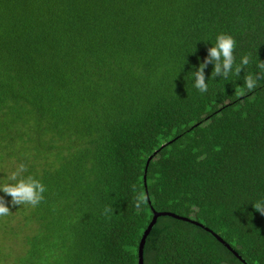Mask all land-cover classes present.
<instances>
[{
  "label": "trees",
  "instance_id": "trees-1",
  "mask_svg": "<svg viewBox=\"0 0 264 264\" xmlns=\"http://www.w3.org/2000/svg\"><path fill=\"white\" fill-rule=\"evenodd\" d=\"M222 33L250 63L202 94ZM260 60L264 0H0V184L23 163L47 189L0 191V264H138L154 213L189 221L158 216L143 264H264Z\"/></svg>",
  "mask_w": 264,
  "mask_h": 264
},
{
  "label": "clouds",
  "instance_id": "clouds-1",
  "mask_svg": "<svg viewBox=\"0 0 264 264\" xmlns=\"http://www.w3.org/2000/svg\"><path fill=\"white\" fill-rule=\"evenodd\" d=\"M236 46V40L231 35L222 33L217 36L216 43L209 49L207 59L199 65L198 70L194 71V87L200 93L203 94L208 91V83H206L205 77V68L208 64L214 63L211 79L217 76L221 77V79H227L233 71L236 75H240L242 69L249 65L250 57L247 55L242 57L240 64H236L234 55ZM257 67L260 70L257 74H246L244 76V86L248 92L254 91L258 87L259 82L264 80V61L260 60ZM27 172V165L21 163L7 176L8 182L0 184V191L11 197L13 206L27 205L36 207L44 200L43 194L47 190L46 186L34 176L25 175ZM146 200L147 198L143 192L138 193L135 196V207L139 209L146 203ZM254 208L264 214V204L256 203ZM113 211L112 207L104 209L105 214ZM11 213L4 196H0V218L7 217Z\"/></svg>",
  "mask_w": 264,
  "mask_h": 264
},
{
  "label": "water",
  "instance_id": "water-1",
  "mask_svg": "<svg viewBox=\"0 0 264 264\" xmlns=\"http://www.w3.org/2000/svg\"><path fill=\"white\" fill-rule=\"evenodd\" d=\"M151 158V157H150ZM150 158L148 159V161L150 160ZM147 161V162H148ZM158 216H170V217H174L176 219H183V220H186V221H189L188 219H185V218H180L174 214H171V213H154L153 214V217H152V220L151 222L149 223V225L147 226L146 230L144 231L143 235H142V238H141V241L139 243V247H138V264H143V247H144V241H145V238L147 237V235L149 234L152 226L155 224L156 222V219ZM191 223L199 226V227H202L200 224L194 222V221H191ZM206 231L210 232L209 230H207L206 228H204ZM214 237L219 241L221 242L225 247H227L229 250H231V248L225 243L223 242L217 235L213 234ZM232 251V250H231ZM233 252V251H232ZM237 256V255H236Z\"/></svg>",
  "mask_w": 264,
  "mask_h": 264
}]
</instances>
